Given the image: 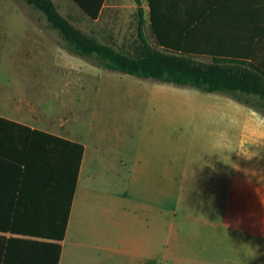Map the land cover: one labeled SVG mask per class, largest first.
<instances>
[{
  "label": "crops",
  "instance_id": "crops-1",
  "mask_svg": "<svg viewBox=\"0 0 264 264\" xmlns=\"http://www.w3.org/2000/svg\"><path fill=\"white\" fill-rule=\"evenodd\" d=\"M127 7L137 33L186 40L194 58L264 38V0H105L93 21ZM40 23L0 18V119L18 125L0 122V264H264V115L220 94L203 111L125 114L86 136L82 105L78 133L44 105L62 84L52 72L79 74L61 81L83 89L82 57ZM48 136L83 146L74 194L72 147Z\"/></svg>",
  "mask_w": 264,
  "mask_h": 264
},
{
  "label": "rangeland",
  "instance_id": "rangeland-1",
  "mask_svg": "<svg viewBox=\"0 0 264 264\" xmlns=\"http://www.w3.org/2000/svg\"><path fill=\"white\" fill-rule=\"evenodd\" d=\"M17 1L19 0H16V3L11 8L0 7V18L3 13L5 15L7 12L10 15L21 16L25 14L26 16L40 17L41 23L39 25L42 28H46V31L55 33L57 45L67 50V43L60 33L48 23L41 10L24 2L17 3ZM53 1L58 7L59 13L69 20L73 27L81 34L84 35L85 33L88 36H92L100 43L114 46L122 52L134 54V48L138 39V17L131 7L117 9V12L114 13L115 15H113L112 11L110 21L106 23L91 20L70 0ZM120 1L128 4V0ZM120 15L123 18H120ZM120 19H123V21H120ZM145 30V36L149 44L155 47L156 44L151 37V33L146 27ZM5 57H7V54L2 52L0 42V59H6ZM76 59L77 62L83 65L81 71V75L84 78L83 89L80 86L72 85L64 87L65 83L61 81V79H66L67 81L77 79L80 76L79 74L52 72L54 82L57 84L61 82L62 84L57 87V93H54L48 99L46 98L44 106H49L56 117L66 115L68 117L67 127L79 133L81 127L80 113L81 106L83 105V127L84 135L86 136L96 126L95 131L98 128L104 129L107 123L112 127L113 122H120L121 117L125 114L130 115L134 113L138 115L137 121L140 122L148 114L160 111L161 108L163 112L167 111L170 115L198 110L203 111L209 104L212 105L210 102H213L220 96V94H210L193 87L176 86L161 83L153 79H141L120 72H104L100 68L93 69L87 65V62L99 66L96 56L90 57L89 60L85 59L87 62L84 61V58ZM193 61L205 65L213 63V59L202 57H195ZM225 65L232 68H246L228 63H225ZM129 81H134L138 84L132 85L129 84ZM199 97H203V100H199ZM64 100L72 108V113H68V110L65 111L62 108ZM249 108L258 111L255 108Z\"/></svg>",
  "mask_w": 264,
  "mask_h": 264
},
{
  "label": "trees",
  "instance_id": "trees-1",
  "mask_svg": "<svg viewBox=\"0 0 264 264\" xmlns=\"http://www.w3.org/2000/svg\"><path fill=\"white\" fill-rule=\"evenodd\" d=\"M22 1L44 13L48 23L60 33L67 43V50L72 54L88 60L96 56L99 66L141 79H153L176 86L197 88L207 93L224 94L248 107L257 109L264 115V38L250 40L248 43L251 50H247L248 54H242L236 48L229 52L226 47L204 50L217 54L212 56L213 63L205 65L193 61L194 57L189 52L188 41L162 39L155 27H153V32L157 36L156 44L164 49L160 50L157 46H152L141 24L132 55L114 46L100 43L85 33L81 34L69 20L59 13L53 0ZM72 1L90 19L96 20L105 0ZM151 21H153V14ZM225 63L246 68H232L226 66ZM0 122L7 126H18L3 119H0ZM35 133L37 135L39 132ZM48 137L52 141L62 142L72 147L74 194L83 146L58 137Z\"/></svg>",
  "mask_w": 264,
  "mask_h": 264
}]
</instances>
